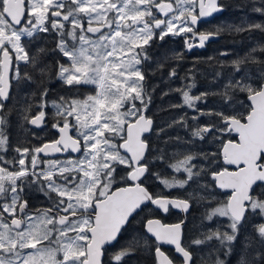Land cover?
<instances>
[{"label":"snow or ice","instance_id":"obj_1","mask_svg":"<svg viewBox=\"0 0 264 264\" xmlns=\"http://www.w3.org/2000/svg\"><path fill=\"white\" fill-rule=\"evenodd\" d=\"M233 7L245 12L239 24L221 22L200 30L199 23L225 10L222 0H0V264H105L108 248H116L138 210L151 204L165 214L177 209L187 215L192 201L206 200L196 189L187 192L192 184L204 191H230L226 202L205 215L208 221L226 217L228 230L209 228L200 233L203 238L186 243L185 219L166 224L146 217L143 228L154 241L132 235L109 255L108 264H125L141 250L149 253L152 264H194L193 245L213 240L219 241L225 256L233 254L249 217L264 218V59L256 54H264V45L231 61L208 57L231 68L215 72L214 79L225 81L215 92L190 94L195 81L184 83L186 75L180 77V87L163 93L181 97L170 108L194 113L192 139L175 137L190 147L171 157L161 148L149 159L155 151L151 135L155 132L159 140L164 129L157 130L154 117L148 115L152 92L159 87L153 85L149 92L148 72H162L168 57L145 70L156 40L182 37L191 51L225 31L264 35V19L254 18H264V0H242ZM41 34H55L51 51L63 58L56 60L57 79L69 91L91 85L94 92L52 101L53 138L37 144H22L18 138L14 145L9 132L12 114L18 115L25 133L29 125L41 128L48 123L47 87L40 91L35 111L32 104L18 108L19 100L13 96L36 83V71H47V66L40 67L39 54L48 50L41 47L33 54L30 48L43 38ZM172 59L183 56L177 53ZM177 75L171 68L164 82ZM209 96L216 98L211 107L206 103ZM172 124L189 128L188 113ZM232 134L238 140L226 139ZM32 135L40 140L35 132ZM197 140L217 145L216 151H193ZM9 151L15 153L11 158ZM56 154L63 158H42ZM198 159L206 163H194ZM157 160L172 170L170 178L162 170L152 171ZM149 176L164 188L184 189L186 195L153 191L146 183ZM34 185L46 197V207L31 209L25 189ZM252 231L255 236H245L237 264H264V223L254 224ZM162 245L172 246L176 256ZM202 264L228 262L209 252Z\"/></svg>","mask_w":264,"mask_h":264},{"label":"trees","instance_id":"obj_2","mask_svg":"<svg viewBox=\"0 0 264 264\" xmlns=\"http://www.w3.org/2000/svg\"><path fill=\"white\" fill-rule=\"evenodd\" d=\"M242 0H222V3L225 5V10L222 13L216 14L213 18L208 19L205 22L199 23V29L205 30L209 27L216 26L221 22L225 24H239L241 18L245 16V12L239 11L233 7L234 4L241 3ZM257 20L264 19L261 17H254ZM55 34L47 35L41 34L42 39H38L30 45L31 52L37 54L38 48H45L48 51L46 53H40L39 58L41 59L40 67L47 66V71L45 74H41L39 71L34 73V79L36 83L32 85L31 88H26L23 91L17 93L13 92V96L19 100V107H27L28 104L33 105V111L36 110V106L39 105V93L42 91L43 87L49 89L47 96V103L50 100L62 96H74L79 95L82 97V93L77 89L68 90V87L63 84V82L57 79L58 65L56 64L57 59H63L58 53H54L51 50L55 48V43L53 37ZM182 37H167L164 41L156 40L153 42L149 54L152 56V60L145 64L146 72L149 69H154L156 67L157 60H163L165 56L168 59L165 61V68L161 71H157L155 75H152L151 72H148V90L152 92L153 85H159L152 92V101L151 104H154V109L149 110L148 115L153 116L156 122L157 130L160 128L164 129V132L161 134L159 140H157L156 133L153 132L151 135L152 146L155 151L151 153L149 159H152V156L158 155V150L163 148L166 150L169 157L173 153H184L190 147L180 141L175 140V137H183L184 140L192 139L190 132L193 126V121L191 116L194 114L191 109H174L170 108L169 105L181 101V97L178 93H169L168 95H163L164 92L168 91L169 87L177 88L181 86L180 77L186 76L187 79L184 83H192L193 78L195 81V87L191 90L192 95H198L201 92L217 91L222 84L225 82L223 79H214V74L216 71H223L227 73L231 71L230 67H224L216 62V60L209 61L208 57H216L217 60L231 61L237 57H243L251 48H254L259 45H264V35L253 32V33H235L234 31L223 32L218 38L211 39L206 42L205 47L187 52L183 50L181 45ZM222 51H229L231 54L227 57L220 56L219 53ZM177 53L183 56V59H172ZM260 56L261 59H264V54L259 52L256 53ZM195 62V66H194ZM175 67L177 69V77L170 81L169 83L164 82V78L168 76L171 68ZM193 69L192 73H189L188 70ZM30 70V69H29ZM56 95H55V92ZM36 92V95L33 96L32 93ZM216 98L209 96L207 103L208 107H211ZM10 102L11 103H14ZM245 103L247 101L245 100ZM201 108H205V104H200ZM184 112L188 113V124L189 128L185 129L179 125H173L172 121L178 119L180 115ZM206 118H202L200 123L203 124ZM11 128L9 132L13 139V144L19 138L20 142L27 144H35L33 137L25 136L22 133V129L18 126V115L16 113L12 114L10 117ZM169 125H172L169 127ZM172 138V139H169ZM234 138V136L226 137ZM210 139V138H209ZM164 141H169L167 144ZM217 149V145L210 144L208 140L203 142L197 140L195 146L192 147L193 151H206L214 152ZM11 158L13 155H8ZM179 158V157H178ZM196 164L206 163L203 160L194 161ZM222 164V161H220ZM162 170L167 178H170L174 173L170 168L166 166L165 163L160 161H154L152 163V171ZM124 174V173H123ZM182 178V177H180ZM210 179V177H209ZM148 187L153 191L162 190L165 193H171L172 196H185L186 191L184 189H167L163 185L154 181V179L149 176L148 181H146ZM200 183H204L203 180ZM196 189L201 195L207 197L206 200L200 201L197 203L195 200L192 201V206L190 212L186 215L187 227L184 230V239L186 243H190L192 239L200 237L201 232H207L209 228L216 229L220 226V230L226 229L228 224V219L226 217H213L212 221L205 219L207 212L211 209L217 207L221 202H226L227 195L226 193L220 192L218 189L208 188L206 191L198 188L197 184H192L191 187H187V192H191ZM261 189L257 188L256 191L259 192ZM151 210V211H150ZM146 217H159L163 222H174L180 218L178 212L171 210L167 214H162L160 211L154 209L150 204L143 208L142 211H138L131 219L130 223L126 225L124 233L119 238V243L116 244V248L109 247L108 253L105 255L104 260L105 264H108V257L111 253L116 251L126 239L132 235L146 236L142 229V220H145ZM250 223L246 225L245 229L242 230L241 234L238 237V240L234 242V252L230 256L224 255V249L221 248L219 241L213 240L209 241L204 245L195 246L193 245V250L195 252L194 264H202V260L208 256L209 252L213 253V258L219 256L221 260H226L228 264H237L239 258L240 250L243 246L245 236L251 233L255 236V233L252 231V226L254 224L264 223V218L260 217L258 214L255 216H250ZM147 237V236H146ZM148 238V237H147ZM203 238V237H200ZM149 239V238H148ZM154 241L153 239H149ZM162 249L169 254L170 256H175L172 252V249L169 247H162ZM125 264H152V257L147 251L141 250L135 255H132L125 259Z\"/></svg>","mask_w":264,"mask_h":264},{"label":"flooded vegetation","instance_id":"obj_3","mask_svg":"<svg viewBox=\"0 0 264 264\" xmlns=\"http://www.w3.org/2000/svg\"><path fill=\"white\" fill-rule=\"evenodd\" d=\"M197 27L199 28V26H197ZM197 42L198 41H196V43ZM181 45L183 47V50L184 51H187V52H191L193 50L200 49V47H194L191 51H188L185 48L183 38L181 40ZM154 107H155L154 104H150V110H153ZM52 111H55V109L52 107V105H49L48 104V106L46 108L47 121H48V123H47L46 126H42L41 128H33V127L28 126V128L30 129V131L27 132V133H25L22 130V133H24L25 136L27 135L28 137H33L32 133L35 132V134L40 137V140L34 139V142L33 143L37 144V143H40L41 141L51 139L56 134L55 133V130L52 129V127H51V125L53 123V113H52ZM72 134H74V133H72ZM234 139H236V137H234ZM23 144H27V143H23ZM14 154L15 153L12 152V151H9V153H8V155H14ZM73 155H76V154H73ZM42 158L43 159H49V158L62 159L63 156H61V154H56L54 157H42ZM121 175H123V173H121ZM117 186H121V185H117ZM25 192H26V197L25 198L29 201V204H30L31 209H35L37 207H46L47 206V199H46V197L44 196L43 193H41L38 190H36V186L35 185L32 188H30V189L29 188H26L25 189ZM222 193H224V192H222ZM226 195L228 196L229 193H226ZM180 219H181V217L178 220H176V221H179ZM144 221L145 220H142V222H141L142 223V229H143L144 234L150 239V237L145 233V230L143 228ZM176 221H174V222H176ZM172 252H173V250H172ZM173 254H174V252H173Z\"/></svg>","mask_w":264,"mask_h":264},{"label":"water","instance_id":"obj_4","mask_svg":"<svg viewBox=\"0 0 264 264\" xmlns=\"http://www.w3.org/2000/svg\"><path fill=\"white\" fill-rule=\"evenodd\" d=\"M210 19V18H209ZM198 43V42H197ZM30 127H33V126H31V125H29ZM33 128H35V127H33ZM232 136H234V137H236V139L238 140V137L235 135V134H232ZM222 161V160H221ZM229 167H231V166H229ZM122 186V185H121ZM219 191H221V192H224V193H229L230 194V191L229 190H221V189H218ZM151 205V204H150ZM152 206V205H151ZM153 208H154V206H152ZM157 210V209H156ZM173 211H175V212H178L179 214H180V217H181V219H185L186 220V215H185V213H183V212H181V211H179V210H177V209H172ZM139 211V210H138ZM137 211V212H138ZM158 211H160V210H158ZM160 213H162V214H165V213H163L162 211H160ZM136 214V213H135ZM134 214V215H135ZM133 215V216H134ZM132 216V217H133ZM131 217V218H132ZM130 218V219H131ZM152 218H158V219H160L159 217H152ZM180 219V220H181ZM161 220V219H160ZM179 220V221H180ZM179 221H176V222H163L162 220H161V222L162 223H166V224H173V223H177V222H179ZM149 237H150V235L149 234H147ZM151 238V237H150ZM153 240H154V238H152ZM162 247H169V248H171L172 250H173V252H174V248L172 247V246H170V245H162ZM163 250V249H162ZM174 254L176 255V253L174 252Z\"/></svg>","mask_w":264,"mask_h":264},{"label":"rangeland","instance_id":"obj_5","mask_svg":"<svg viewBox=\"0 0 264 264\" xmlns=\"http://www.w3.org/2000/svg\"><path fill=\"white\" fill-rule=\"evenodd\" d=\"M78 90L82 93L81 98H83L86 94L94 92V86L84 85V86H81ZM54 92H55V90H54ZM55 95H56V92H55ZM59 96H62V95H59ZM59 99H60V97L55 98L54 100L59 101ZM54 100H50L47 104L52 105V101H54ZM52 113H54V111H52ZM73 122L75 123L74 120H73ZM226 200H227V198H226Z\"/></svg>","mask_w":264,"mask_h":264}]
</instances>
